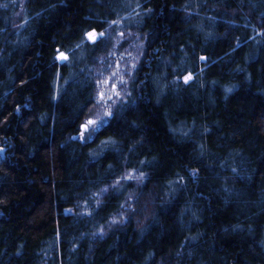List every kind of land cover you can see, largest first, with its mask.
I'll return each instance as SVG.
<instances>
[{
	"label": "trees",
	"instance_id": "obj_1",
	"mask_svg": "<svg viewBox=\"0 0 264 264\" xmlns=\"http://www.w3.org/2000/svg\"><path fill=\"white\" fill-rule=\"evenodd\" d=\"M0 264H264V0H0Z\"/></svg>",
	"mask_w": 264,
	"mask_h": 264
},
{
	"label": "rangeland",
	"instance_id": "obj_2",
	"mask_svg": "<svg viewBox=\"0 0 264 264\" xmlns=\"http://www.w3.org/2000/svg\"><path fill=\"white\" fill-rule=\"evenodd\" d=\"M110 28L112 27L110 26ZM102 33L103 35H101L100 32L91 31L86 35V39L89 43H96L103 39L105 43L113 45L112 53L108 57L110 60L100 69L102 73L99 72L100 84H102L103 88L98 93L99 100L95 113V123L90 124V129L88 127H83L85 129L79 134L80 138H85L84 132H87V139L89 140L93 138L92 134L99 131L112 117L114 105H117V103H128V98L130 101L132 100V96L129 94L127 78L130 75V68L134 67L133 61L135 55L139 54L137 48L140 46V42L134 40L131 42L132 44L130 43L122 49H119V46L127 41V38L124 37L125 33L123 34V32L119 31L116 36H113V30ZM89 34H92V38H90ZM58 57L62 62L67 59L66 55H63L66 59L61 58V54ZM180 78H182V83L187 84L191 81L192 76L184 75ZM186 79L187 82H185Z\"/></svg>",
	"mask_w": 264,
	"mask_h": 264
},
{
	"label": "snow or ice",
	"instance_id": "obj_3",
	"mask_svg": "<svg viewBox=\"0 0 264 264\" xmlns=\"http://www.w3.org/2000/svg\"><path fill=\"white\" fill-rule=\"evenodd\" d=\"M89 35H90V38H92V34H89ZM101 35H103V33H101ZM61 58L66 59V57H63V54H61ZM185 82H187V79ZM93 123H95V121H88V124H93ZM82 127H86V126H82Z\"/></svg>",
	"mask_w": 264,
	"mask_h": 264
},
{
	"label": "water",
	"instance_id": "obj_4",
	"mask_svg": "<svg viewBox=\"0 0 264 264\" xmlns=\"http://www.w3.org/2000/svg\"><path fill=\"white\" fill-rule=\"evenodd\" d=\"M85 128H83V130H84Z\"/></svg>",
	"mask_w": 264,
	"mask_h": 264
}]
</instances>
